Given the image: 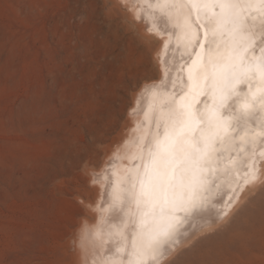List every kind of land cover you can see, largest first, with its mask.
Here are the masks:
<instances>
[{
	"label": "rangeland",
	"instance_id": "obj_1",
	"mask_svg": "<svg viewBox=\"0 0 264 264\" xmlns=\"http://www.w3.org/2000/svg\"><path fill=\"white\" fill-rule=\"evenodd\" d=\"M108 1L0 0V264L65 259L81 208L71 192L86 176L73 165L123 114L139 76L135 54L102 33L109 21L124 25ZM263 224L264 188L170 262L264 264ZM238 228L255 232L248 252L232 245Z\"/></svg>",
	"mask_w": 264,
	"mask_h": 264
},
{
	"label": "snow or ice",
	"instance_id": "obj_2",
	"mask_svg": "<svg viewBox=\"0 0 264 264\" xmlns=\"http://www.w3.org/2000/svg\"><path fill=\"white\" fill-rule=\"evenodd\" d=\"M137 7L154 20L140 37L144 47L166 51L174 39L186 60L111 203L99 209L123 218L107 239L96 231L91 247L82 230L76 264H89V256L91 264H160L187 234L188 219L215 208L221 183L240 187L264 177V0H141ZM145 87L157 95L158 85ZM79 195L91 211L90 198ZM231 203L215 216L227 215Z\"/></svg>",
	"mask_w": 264,
	"mask_h": 264
},
{
	"label": "bare ground",
	"instance_id": "obj_3",
	"mask_svg": "<svg viewBox=\"0 0 264 264\" xmlns=\"http://www.w3.org/2000/svg\"><path fill=\"white\" fill-rule=\"evenodd\" d=\"M109 1L110 4H114L121 11L124 25H120L118 21H109L102 33L120 41V52L122 54L127 51L135 54L133 57L137 64L135 74L139 76L136 75L134 83L128 87L130 98L125 103L123 114L116 118L113 127L108 129L107 132L104 131L96 136H91V140L84 146V154L73 165L74 173H79L77 169L80 168V172L86 174V176L82 181L75 183L71 192L72 196L79 202L83 199V196H80L79 193L83 191L92 202L91 211H84L82 208L78 210L77 218L65 236L68 246L64 252L65 259L61 258L58 264H76V261L81 258L78 234L82 230L86 234L84 243L91 247L95 240L94 234L96 231H99L101 236L107 239L111 225H118L123 218L122 214L104 213L99 209L101 206L107 207L111 203L113 187L118 186V182L124 180L126 169L132 166L129 157L137 151L138 138L144 134L146 129L151 127V117L158 113L164 95L172 92L173 78L177 77L180 66L186 60V54L183 53L182 49H177L174 39L172 46L166 51L162 45H154L151 48L144 47L140 37L149 35L147 30L153 27L154 20L147 9L137 7L141 4V0ZM155 65L159 66V72L156 71ZM165 68L169 69L170 75L166 76L164 74ZM146 77H155V79L146 80ZM151 83L158 85L155 89L157 93L155 96L151 87H145V85ZM181 86L177 78V90ZM145 113H148V120L145 118ZM111 133L114 135H110ZM239 159H243L242 154ZM218 183L221 182L218 181ZM119 186L123 185L120 184ZM263 188L264 177L261 181L240 187L235 182L231 186L228 183H221L220 190L213 201L215 208L205 213L194 214L188 219L187 224L182 229L187 234L179 238L178 242L161 258L160 264H168L175 254L182 249L183 245L199 231L227 221L251 194L261 191ZM229 201H232V203L227 207V215L222 218L216 217L215 213L224 210ZM263 228L262 230H264ZM254 233L253 230L251 231L248 228L245 230L238 228L232 233V238L229 236L234 242L229 239V243L232 242L234 247L241 245L242 250L248 252L252 245ZM232 252L234 251L232 250ZM88 259L89 264H91L92 257L89 256Z\"/></svg>",
	"mask_w": 264,
	"mask_h": 264
}]
</instances>
